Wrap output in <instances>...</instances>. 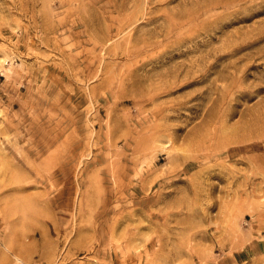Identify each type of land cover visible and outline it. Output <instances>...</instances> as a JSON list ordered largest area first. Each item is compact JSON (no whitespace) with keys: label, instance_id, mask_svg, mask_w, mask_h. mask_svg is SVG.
<instances>
[{"label":"rangeland","instance_id":"obj_1","mask_svg":"<svg viewBox=\"0 0 264 264\" xmlns=\"http://www.w3.org/2000/svg\"><path fill=\"white\" fill-rule=\"evenodd\" d=\"M0 264H264V0H0Z\"/></svg>","mask_w":264,"mask_h":264},{"label":"bare ground","instance_id":"obj_2","mask_svg":"<svg viewBox=\"0 0 264 264\" xmlns=\"http://www.w3.org/2000/svg\"><path fill=\"white\" fill-rule=\"evenodd\" d=\"M15 256H16V255H15ZM16 257H17L18 260H20V261L22 260V258L19 257L18 255H17ZM22 261H23V260H22Z\"/></svg>","mask_w":264,"mask_h":264}]
</instances>
